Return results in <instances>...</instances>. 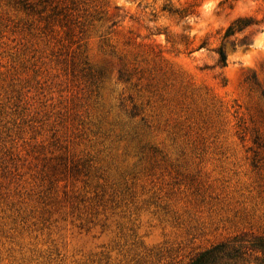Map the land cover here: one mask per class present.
Here are the masks:
<instances>
[{
  "label": "rangeland",
  "instance_id": "374dc122",
  "mask_svg": "<svg viewBox=\"0 0 264 264\" xmlns=\"http://www.w3.org/2000/svg\"><path fill=\"white\" fill-rule=\"evenodd\" d=\"M220 1L0 0V264L264 236V0Z\"/></svg>",
  "mask_w": 264,
  "mask_h": 264
},
{
  "label": "trees",
  "instance_id": "16d2710c",
  "mask_svg": "<svg viewBox=\"0 0 264 264\" xmlns=\"http://www.w3.org/2000/svg\"><path fill=\"white\" fill-rule=\"evenodd\" d=\"M239 0H221L219 6ZM258 22L252 18H237L224 31L222 41L241 33ZM216 54L218 64L225 66L226 55L220 46ZM187 264H264V236L239 234L197 253Z\"/></svg>",
  "mask_w": 264,
  "mask_h": 264
}]
</instances>
